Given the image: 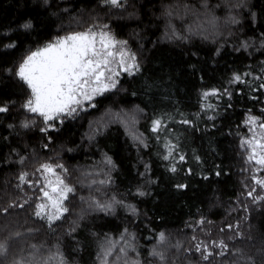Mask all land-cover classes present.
Masks as SVG:
<instances>
[{"label":"trees","instance_id":"16d2710c","mask_svg":"<svg viewBox=\"0 0 264 264\" xmlns=\"http://www.w3.org/2000/svg\"><path fill=\"white\" fill-rule=\"evenodd\" d=\"M207 3L209 10H214L221 20L226 19V11L217 7L222 0ZM184 4L204 11L203 0H127L124 9L110 8L101 0H50L48 6L42 5L41 0H0V103L9 104V112L0 114V208L33 196L31 189L25 187L21 191L16 187L21 171L31 172L37 162L58 159L76 176L83 170L108 172L113 184L103 199L114 196L133 205L138 213L133 216L128 208L116 206L111 214L84 211L81 219L87 204L76 200L72 215L63 223L57 222L52 232L35 220L29 205L10 209L7 214L0 213V236L17 232L23 235L12 245L3 264H13L14 259L30 253L31 245H43L47 255L56 250L57 244L69 264H97L104 238H118L125 228L135 234L140 257L152 264H159L148 253L156 246L160 231L169 237L167 247L158 249L165 252V264H264V201L254 203L247 197L246 185L251 184L252 173L243 170L249 166L240 148L243 121L249 109L262 115L264 90H252L259 83L256 80H251L250 85L229 83L234 73L251 71L258 75L264 67V0H247L246 9H233L232 14L238 15L241 23L222 25L220 36L207 40L192 37L186 42L169 40L165 37L163 8H182ZM249 11L255 13L254 23ZM25 19L33 24L28 32L19 28ZM92 20L108 23L117 38L128 40L140 60L141 71L133 76L123 75L117 91L101 98L97 109L66 120L62 126L58 124L59 131L47 134L52 137L49 143L39 131L43 126L41 119L19 107L27 97L26 86L10 78L5 70L63 28L76 26V21ZM172 22L181 31V22ZM13 41L16 48L3 47ZM244 41L250 45L246 50L240 47ZM224 87L232 92V98H210L217 105L216 111L203 112L201 93ZM253 96L259 99H252ZM137 107L143 113L136 127L147 138V149L134 143L119 123H107L94 133L96 121L108 109ZM210 115L215 119L209 120ZM157 116L169 118L171 131L167 138L178 143L185 155V162L177 163L175 173L168 170L170 162L160 158L162 143L148 132L150 120ZM26 118H33L34 126L22 128L21 122ZM184 118L192 120L193 126L179 123ZM45 143L47 149L43 148ZM105 155L111 157L114 167L103 163ZM145 165L150 166V172H145ZM178 184L187 187L178 189ZM139 191L146 194L140 196ZM82 194L89 193L84 189ZM201 218L204 225L196 226ZM73 223L76 230L69 235ZM237 223L240 236L226 229L228 224ZM29 228L33 229L31 233ZM221 228L225 231L221 232ZM193 235L197 240L224 239L230 254L204 261L194 250L185 252L194 243ZM177 243L182 245L179 251L173 247Z\"/></svg>","mask_w":264,"mask_h":264},{"label":"snow or ice","instance_id":"6c2138e0","mask_svg":"<svg viewBox=\"0 0 264 264\" xmlns=\"http://www.w3.org/2000/svg\"><path fill=\"white\" fill-rule=\"evenodd\" d=\"M101 3L113 9H124L127 0H101ZM41 4L48 6L50 0H41ZM203 12L195 7L184 4L182 8L178 5L175 8L165 5L162 17L166 20L165 37L169 40H179L186 42L192 37L209 39L222 35L221 27L226 25H239L241 23L238 15H233V9L247 8V0H222L217 7H223L227 17L221 20L214 10H209L207 0H203ZM67 12V9H63ZM255 22V13L249 11ZM179 20L181 31L177 30V25L172 21ZM190 21L185 23V21ZM19 28L28 32L33 28L30 20L25 19L19 24ZM229 35H232L229 32ZM264 40V33H261ZM215 42V41H213ZM249 42L244 41L240 47L245 50L249 47ZM264 46V44H262ZM3 47L14 49L17 44L9 42ZM218 54V53H217ZM10 78L22 82L26 86L27 97L19 106L24 113L30 116L39 117L42 127L39 131L45 134L49 143L52 137L47 135L50 131H59L57 125H63L66 120H74L82 113H88L98 108L104 98L109 93L117 91L123 75L133 76L141 71L140 60L136 52L132 51L128 40L119 39L112 32L108 23H101L98 20L81 23L76 21V26L71 24L61 30L54 38L43 45L30 49L28 53L13 67L5 70ZM251 80L259 81L253 91L264 90V67L260 74L253 75L251 71L234 73L230 84L250 85ZM135 95V93H133ZM229 100L232 92L228 87L211 88L201 93L203 100L201 110L205 113L215 112L217 105L210 98L217 101L223 97ZM252 99H259L253 96ZM231 107V105H228ZM9 112L8 103H0V114ZM143 109L134 108L131 110L118 109L113 111L108 109L96 121L94 133H98L107 123H119L125 130L129 138L140 147L147 149L146 137L137 131L140 114ZM262 115L257 116L249 113L243 121L247 129V135L241 137L240 148L245 153V161L249 166L244 171L251 172V184L246 185L249 190L247 197L254 203L264 201V195L257 194V188L264 192V109ZM107 118V119H105ZM209 120L215 116H208ZM168 117L157 116L150 120L148 132L157 143H162L163 152L161 159L170 162L168 170L175 173L177 163L185 162V155L179 150L178 143H174L167 136L170 134L168 127ZM33 118H26L21 122V127L28 129L34 126ZM179 123L193 126V121L184 118ZM89 139L94 138L89 136ZM48 148V143L43 145ZM71 151V149H68ZM175 161V162H173ZM24 158L20 163L23 164ZM103 163L106 166L114 167L111 157L105 155ZM110 170V168H109ZM145 172H150V166L145 165ZM191 172V169H188ZM219 175V173H217ZM103 177V178H101ZM207 179V177H205ZM113 180L108 172L83 170L76 176L75 172H70L69 168L58 159H48L37 162V166L31 171H21L18 175L16 187L23 191L25 187L31 189L32 197L24 199L20 203H10L7 207L0 208V213L7 214L10 209H25L26 205L32 208L31 215L37 221L43 222L47 229L55 232L54 225L57 222H65L73 213L76 200L82 204H87V209H82L80 218H83L84 211L95 210L105 214H111L116 206L128 208L133 216L137 215V209L130 204H125L123 200H117L110 196L107 201L103 199L109 194ZM178 189H185L187 185L178 184ZM87 189L88 195L82 194V190ZM146 193L139 191L138 195L144 196ZM247 212V208L244 209ZM75 223V222H74ZM71 227V235L75 226ZM205 220L201 218L196 221V226L202 227ZM191 227V226H190ZM226 229L233 232L235 236H240L239 223L228 224ZM33 229L29 228L31 233ZM221 232L225 228L220 229ZM23 234L17 232L11 235L0 236V264H3L11 251L12 245L21 238ZM152 239V237H148ZM194 242L192 247L184 249L191 253L193 250L200 254V258L209 261L216 256L226 257L230 254L229 244L224 239L197 240L192 236ZM136 236L130 233L127 228L118 238L105 237L99 245L97 254V264H152L151 260L142 259L135 247ZM169 237L164 231L156 234V246L148 253L149 257L155 259L159 264H165L167 257L161 247H167ZM177 251L182 247L179 243L174 245ZM32 251L27 255H22L13 260V264H69L63 251L58 244L54 252L45 255L42 250L43 245L37 247L31 245ZM133 255L130 256L129 253ZM237 253H232L236 255Z\"/></svg>","mask_w":264,"mask_h":264},{"label":"rangeland","instance_id":"374dc122","mask_svg":"<svg viewBox=\"0 0 264 264\" xmlns=\"http://www.w3.org/2000/svg\"><path fill=\"white\" fill-rule=\"evenodd\" d=\"M251 114H253V113H251ZM253 115H255V114H253ZM243 127H244V125H243ZM247 134H248L247 129L244 127V132L241 134V137L246 136ZM262 175H264V173H262ZM257 194L264 195V192H262L259 188H257Z\"/></svg>","mask_w":264,"mask_h":264}]
</instances>
